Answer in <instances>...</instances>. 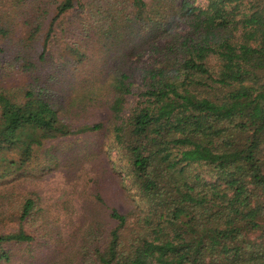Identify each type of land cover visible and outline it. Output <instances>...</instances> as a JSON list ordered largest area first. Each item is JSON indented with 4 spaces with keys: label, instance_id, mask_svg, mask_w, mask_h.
Listing matches in <instances>:
<instances>
[{
    "label": "trees",
    "instance_id": "obj_1",
    "mask_svg": "<svg viewBox=\"0 0 264 264\" xmlns=\"http://www.w3.org/2000/svg\"><path fill=\"white\" fill-rule=\"evenodd\" d=\"M52 7L48 23L45 5L25 19V48L43 34L37 63L15 60L29 82L0 86V181L43 175L66 142L102 136L131 209L98 193L107 224L89 216L64 246L51 219L31 228L39 195L7 189L0 225L16 229L0 227V264L25 248L29 264H264V0Z\"/></svg>",
    "mask_w": 264,
    "mask_h": 264
},
{
    "label": "rangeland",
    "instance_id": "obj_2",
    "mask_svg": "<svg viewBox=\"0 0 264 264\" xmlns=\"http://www.w3.org/2000/svg\"><path fill=\"white\" fill-rule=\"evenodd\" d=\"M44 5L50 10L48 18L45 19V23H48L54 15L53 0L32 2V6H27L23 0H0V26L5 25V28L12 29L14 32L10 40L0 38V46L7 48V52L1 55L0 86L21 87L29 82L26 72H22L21 62L17 64L15 60L19 54L25 55V57L36 63L40 59L39 57L43 53V34H40L41 36L26 48L21 38L26 35L25 19L30 18L28 13L31 7H42ZM52 48L53 52L64 50V46L59 43H54ZM64 54L65 51L57 53L54 64ZM136 83L139 84V80H136ZM136 88L134 87L135 92L137 91ZM94 119H106V113L99 110ZM91 137L81 138L77 140L78 142L72 140L66 142L63 154L67 153V156H64L62 164L52 167L50 171H46L43 175L32 173L0 181V197L5 194L3 191L7 189L21 194L33 192L39 195L40 217L35 218L31 228L33 229V226L42 224V221L46 218L51 219L60 228V241L64 246L79 240L80 233L78 230L80 228L85 229L89 216H93L94 220L103 225L107 224L104 210L95 199L98 193L101 194L109 207H116L121 213H127L131 209V203L120 186V177L114 173L112 161L117 160V155L115 153L109 154L105 149L102 150V153L99 152L96 142L100 143L104 138L95 135ZM103 147H105V144ZM71 151L74 153H70ZM66 157L68 158L66 159ZM75 157H78L76 161L74 160ZM2 223H5V226L0 225L3 232L16 229V222H8L3 218ZM59 247L61 250H65L63 246ZM32 251L38 252L37 250ZM27 252L30 251L25 248L22 250V254L19 253L8 264H29L22 260V255Z\"/></svg>",
    "mask_w": 264,
    "mask_h": 264
}]
</instances>
